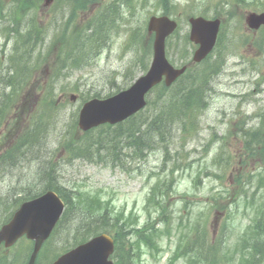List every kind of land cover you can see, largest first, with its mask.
<instances>
[{
    "label": "rangeland",
    "instance_id": "1",
    "mask_svg": "<svg viewBox=\"0 0 264 264\" xmlns=\"http://www.w3.org/2000/svg\"><path fill=\"white\" fill-rule=\"evenodd\" d=\"M29 1L0 0V86L13 73L20 85L7 111L14 121L0 123V155L15 144L12 163L7 167L0 162V227L23 203L22 197L54 183L68 192L101 195L112 219L131 218L130 232L156 223L155 250L135 249L132 254L138 256L130 264H168L179 243L183 249L191 242L199 246L196 238L201 237H206V247L216 248L209 264L248 263L250 245L259 236L250 226L264 211V150L250 136L264 126V27L251 30L246 18L264 13V0L170 2L168 14L180 27L178 37L167 41V55L178 67L189 63L196 48L188 39L190 16L220 18L223 26L210 58L188 72V83L206 84L205 107H195L185 124L179 122L172 135L154 138L150 145L156 147L144 151L142 141L147 140L140 132L159 116L162 90L151 92L147 107L122 128L84 134L78 114L85 102L129 88L148 70L153 44L147 21L164 14V0H86L76 10L79 4L73 0H32L33 7ZM16 29L29 32L30 40H20ZM95 29L103 32L102 39L94 36L76 54L78 36ZM81 51L86 53L76 62ZM63 63L73 66L61 68ZM51 84L53 104L46 101ZM32 128L41 129L42 137L31 136ZM261 133L263 139L264 127ZM157 175L172 187L168 196L160 197L163 217L149 201ZM75 204L69 210L78 217ZM76 219L60 224L40 252V264L53 263L75 246L81 235ZM129 239L136 242L126 238L121 256L130 249ZM31 253V242L23 239L1 259L4 264H27ZM174 264L201 263L186 255Z\"/></svg>",
    "mask_w": 264,
    "mask_h": 264
},
{
    "label": "trees",
    "instance_id": "2",
    "mask_svg": "<svg viewBox=\"0 0 264 264\" xmlns=\"http://www.w3.org/2000/svg\"><path fill=\"white\" fill-rule=\"evenodd\" d=\"M57 1L72 2V0H57ZM73 1H78L79 7L75 8L76 10V9H82L81 7L84 6V3L86 0H73ZM164 2H165L164 12L168 14L170 9L172 8V5H171L172 3H170V0H164ZM27 4H30L29 6L33 7L32 0H30ZM72 12H73V9H72ZM15 32L18 33L20 40H24L25 42H28L30 40L29 32L23 33L20 31V29H16ZM32 32H34V30H30V33ZM92 33H89V34L83 33V35L81 34L78 36L80 37L79 40L81 44H76L75 46H73V50L76 48V54H77V50L79 48H82L81 46H85V47H87V45L89 46L91 42L93 41L94 36H97L100 39H102V36L99 33H95V32L94 34ZM41 36H42V32H41ZM173 37H178V33L176 32L173 35ZM151 41H152V38H151ZM19 48L20 46H18L16 49H19ZM85 53H86L85 51L83 52L81 51L78 57H76V62H80L81 58H83ZM209 58H207L205 61H207ZM17 60L20 62V59H17ZM13 63L11 65H12V68L15 70L17 65ZM71 65H69L68 63H63L61 65V68H69L71 67ZM219 66L220 65H217L215 70H218ZM188 72L185 75H183L172 87L167 88L164 85H159L154 89V90L159 89L160 91L162 90L163 97L161 100V105L158 108L159 116L156 117L154 120H152L150 123H148L147 124L148 126H145V131L143 130L142 132H140L141 133L140 135L146 138L147 140V141L141 140L144 144L142 151L153 149L156 147V146L150 145L153 141V138L148 137V134L150 133L152 127H157L158 131H161V129H166V131L168 132L167 135H172V132L179 128V126H177L179 122H183L185 124L186 120L189 118V114H190L189 112L191 110H193L195 107L199 105L200 107H205V102L203 98H204V88L206 86V84L204 83L206 79H204V81L202 82L204 85L202 84L193 85L191 83H188V80H187ZM17 73H20V72H17ZM14 76H15V73H13V75L12 74L8 75L6 79L2 80V83H4L3 85L4 87L0 86V93H1L2 98L4 97L8 101L7 108L3 110L0 114V123H2L4 120H6V118H8L10 112L7 113V111L8 110L11 111L13 104L16 101L14 96H16L20 90V85H18ZM0 78H3V77L0 76ZM177 85L178 87L175 89L174 87ZM186 87H189V88H186ZM54 91H55V86L54 84H51L50 93L46 99V101L50 104L54 103V100L50 98V95H53ZM41 117H47V116L41 115ZM136 117L137 115L133 116V118H131L130 120ZM124 124L125 123H121L114 128H122ZM263 127L264 126H261L258 131L251 133L250 136H251V140L261 145V147L264 150V138L261 139V136L263 135V133H261ZM107 128H113V127H109V126L102 127V129H107ZM34 130L35 129L32 128V131L30 132L31 136L33 135ZM131 134L135 136L134 133H131ZM163 137L164 136H160V138H163ZM24 140L33 141L34 138L33 137H30L29 139L24 138ZM26 143L27 142H23L22 146L25 145ZM144 148H147V149H144ZM11 155L12 153H9L7 156L3 157V159L10 158ZM14 159H15V152H14L13 160ZM5 166L8 167L7 164ZM174 173H175V170L173 169V171H171L170 174L174 175ZM157 178L159 181L157 182L156 186L153 188L149 201L151 202V200H153V202L156 203L155 206H157V208L160 209V216H161L162 212L164 211V207L160 203V197H163L165 195L168 196V191H170L172 187H171V183L168 186H166L164 182L160 179L161 177L159 175H157ZM46 190L56 191L65 201L66 209L60 221V224H62L65 221L67 222L76 221L77 220L76 218L79 219V222H78L79 228L77 230L78 231L77 233L78 235L79 234L81 235L80 237H77L75 246L83 242H86L90 238L96 235H99L101 233H109L115 240L116 250H115L113 257L117 260V263L119 264H130L128 263V261L135 262V258H137L136 256H138V254L136 255L132 254V252L135 251V249L139 252L140 248L144 246L149 247L150 249L154 248L153 241L155 239L152 236V234L156 232V229H157L155 227L156 223L146 228L142 232H136V233L130 232L129 226L131 224L130 223L131 218L130 220L128 219V222H126L127 218L126 217L124 218L123 215H119L116 220L112 219L111 218L112 212L110 211L108 204L103 200L101 195L94 194V196H91L90 193L85 194L83 192L82 193H74L73 191L68 192V190L65 189V187L63 186L58 187L54 183H49L45 186V188L42 191H39V192L31 191L29 194L25 195L22 198L24 201L25 200L27 201V200L36 198L41 192H44ZM75 202H76L75 205L77 207L75 209V212L78 213L79 215L78 217L76 216V214L74 213L72 214L71 210H69L72 204H74ZM163 216L164 215H162L161 217ZM259 216L261 220L258 221V224L254 227V235L257 234L259 236L256 238L252 246V250L250 251L248 255L249 256L248 263L244 262V264H258V262L260 263L261 260L264 259V228H263L264 225L262 222L264 220V211L262 209L260 210ZM118 220L124 221L125 223H127V225L123 226L122 224L119 226ZM112 230H115V231L113 232ZM134 233L136 234L137 237H132ZM128 237L136 238V242L133 243L129 239V242L131 244L130 249L125 253L126 255L121 256V251L125 250V248L123 247L124 241ZM196 241H197V244H199V246H196L195 243L191 242V244L189 246H186L185 249L182 248L181 252L178 253L177 258L180 256L182 257V256L187 255L191 257V260L192 259L196 260L200 262L201 264L212 263L215 259L213 257L210 258L209 255L212 252L214 253V251H216V248H211L210 244H209V247L205 246L206 237L205 238L201 237V239L196 238Z\"/></svg>",
    "mask_w": 264,
    "mask_h": 264
},
{
    "label": "water",
    "instance_id": "3",
    "mask_svg": "<svg viewBox=\"0 0 264 264\" xmlns=\"http://www.w3.org/2000/svg\"><path fill=\"white\" fill-rule=\"evenodd\" d=\"M190 39L199 45L193 55L196 63L204 60L214 49L221 21L207 20L203 17L191 18ZM247 23L252 29L264 25V14L251 13ZM177 29V23L168 17H152L148 23L150 33H155L154 57L147 74L140 77L128 90L106 99H94L86 103L81 111L79 126L83 130L110 123L116 124L145 107L146 94L165 78L171 86L187 69L175 68L166 57V39ZM64 203L59 196L49 191L45 195L24 203L10 223L0 230V245L9 247L19 238L27 236L35 241L29 264H35L42 244L50 237L64 211ZM114 241L107 234L99 235L89 242L79 245L62 255L53 264H115L111 259Z\"/></svg>",
    "mask_w": 264,
    "mask_h": 264
},
{
    "label": "bare ground",
    "instance_id": "4",
    "mask_svg": "<svg viewBox=\"0 0 264 264\" xmlns=\"http://www.w3.org/2000/svg\"><path fill=\"white\" fill-rule=\"evenodd\" d=\"M61 21H62V17H61V20H60V23L59 24L61 26H63L66 22H65V20L62 21V22ZM45 47L46 46H43V47H41V49H44ZM7 105H8L7 99L4 98V97L3 98H0V113L7 108ZM157 129H158L157 127H152L150 133L148 134V137L154 139L156 137L166 136L168 134V132L166 131V129H161V131H158Z\"/></svg>",
    "mask_w": 264,
    "mask_h": 264
},
{
    "label": "flooded vegetation",
    "instance_id": "5",
    "mask_svg": "<svg viewBox=\"0 0 264 264\" xmlns=\"http://www.w3.org/2000/svg\"><path fill=\"white\" fill-rule=\"evenodd\" d=\"M6 252V249L4 247L0 248V254L3 255Z\"/></svg>",
    "mask_w": 264,
    "mask_h": 264
}]
</instances>
